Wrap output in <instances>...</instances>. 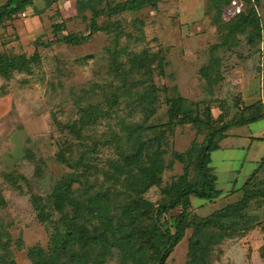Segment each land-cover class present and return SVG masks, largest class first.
<instances>
[{
	"label": "rangeland",
	"instance_id": "obj_1",
	"mask_svg": "<svg viewBox=\"0 0 264 264\" xmlns=\"http://www.w3.org/2000/svg\"><path fill=\"white\" fill-rule=\"evenodd\" d=\"M119 1L31 0L33 9L0 21V54L25 59L19 69L0 71V256L28 264L26 249L46 252L49 234L75 214L74 224L85 225L90 264H152V229L164 218L154 217L155 206L173 184L196 181L195 156L207 131L202 122L165 125L166 99L180 97L182 110L201 120L206 108L211 125L254 119L222 132L208 162L220 194L187 197V226L165 264H187L193 239L204 250L197 264H264V198L249 200L241 216L196 229L199 219L239 201L264 153V0H156L106 13ZM251 6L255 16L244 23ZM36 14L38 30L17 33ZM70 34L87 38L54 42ZM35 39L51 44L36 46ZM134 56L143 67H131ZM63 178L80 189L72 196L79 194L82 210L66 197L64 208L54 207ZM249 186L264 191V167Z\"/></svg>",
	"mask_w": 264,
	"mask_h": 264
},
{
	"label": "trees",
	"instance_id": "obj_2",
	"mask_svg": "<svg viewBox=\"0 0 264 264\" xmlns=\"http://www.w3.org/2000/svg\"><path fill=\"white\" fill-rule=\"evenodd\" d=\"M156 0H122L112 6L107 7L106 13H119L123 11H136L144 6H155ZM31 0H4L0 4V21L10 17L16 11L22 10L25 6L29 5ZM102 11L94 10L93 15L101 14ZM255 16L254 9L252 6L249 8L248 13L243 17L242 22L248 23V19L251 16ZM90 28L97 30V27L91 23ZM99 29V28H98ZM89 34V33H88ZM258 33L256 32V35ZM87 36H79L75 34L64 35L60 39H55L54 42H60L64 44H78L82 42ZM36 46H45L48 43H42L38 39L34 40ZM32 59L37 58L36 53H32ZM24 57L19 54L16 56H5L0 54V71L2 69H19L21 63L24 61ZM132 68L143 67V61L139 56H134L132 59ZM158 69L161 70V64L158 60ZM168 104L167 109V121L165 125H181L186 123H204L207 125V131L204 135L202 143L200 144L198 151L195 156V169L197 174V179L195 182H185L181 181L173 184L171 190L168 192V197L165 201L159 202L155 206L154 217L158 220L161 216L164 218L158 222L160 230L152 229V242L154 244L153 251V262L152 264H165V259L172 247L179 242L183 236L184 228L187 226V209L189 203L187 201L188 196H194L198 199L209 200L217 197L220 194V190L214 187L215 176L211 173L208 166L210 152L216 150L217 141L224 138L225 135L222 133L224 130L233 127L240 126L245 123L251 122L254 116L249 115L246 117L233 118L218 125H211L208 111L204 109L205 119H199L198 115L194 113L191 114V110H182V98L177 97L175 99H166ZM85 115L91 116V110H86ZM215 136L216 139H215ZM177 159L182 160V155L176 153ZM60 160V157H59ZM62 160V159H61ZM264 167V153L261 156L257 166L251 171L250 177H248L240 186L242 191L241 198L239 201L232 205H226L220 210H216L211 214L207 215L203 219H199L196 223L197 230L214 222L226 215L241 216V210L248 205V201L255 198H264V191L251 188L249 186L251 178ZM145 180L149 183L152 182L154 178L153 173L146 169ZM71 179L63 178L59 181L58 185L53 189L54 197V207L57 210L64 208L66 200L69 201V205L77 210V212L83 209L81 203L76 201L75 198L79 195L72 196L73 191H79L80 189H71L70 187ZM73 181V180H72ZM71 196V197H70ZM68 199H66V198ZM38 204V203H37ZM79 206V209H78ZM176 208L178 210L176 211ZM95 213L98 219L103 225L110 230L112 235V230L110 224L105 218L101 210L95 208ZM75 214L71 217L63 216L64 225L56 227L48 237L49 247L46 252H43L40 247L33 246L26 249V255L29 259L28 264H90L89 261L85 260V225L74 224L73 219ZM82 226H84L82 228ZM117 240H126L124 236L118 237ZM216 240V239H213ZM91 239L89 240V242ZM201 241L198 239H193L190 243V250L187 252L188 263L187 264H197L202 263V256L204 250L201 249L199 252L198 246ZM262 258L264 259V247L262 249ZM101 261L94 264H100ZM0 264L4 263V259L0 256Z\"/></svg>",
	"mask_w": 264,
	"mask_h": 264
},
{
	"label": "crops",
	"instance_id": "obj_3",
	"mask_svg": "<svg viewBox=\"0 0 264 264\" xmlns=\"http://www.w3.org/2000/svg\"><path fill=\"white\" fill-rule=\"evenodd\" d=\"M27 8H29V7L27 6ZM25 9H26V6H25ZM29 9L31 10L33 8H29ZM29 9L27 11L24 10V12H26L27 14H29V11H30ZM34 9H37V8H34ZM36 13H38V12H36ZM39 20H40V17L37 14L34 17H26L24 19L23 25H20L17 28L15 27V30L17 31V33L19 32L21 34V36L25 34V31L31 32V31H34L35 29L38 30L39 23H40ZM24 27L27 30H24Z\"/></svg>",
	"mask_w": 264,
	"mask_h": 264
}]
</instances>
